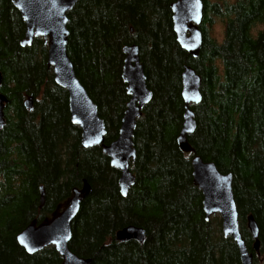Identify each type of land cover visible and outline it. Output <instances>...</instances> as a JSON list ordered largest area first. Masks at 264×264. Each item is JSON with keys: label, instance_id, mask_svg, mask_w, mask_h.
<instances>
[{"label": "trees", "instance_id": "obj_1", "mask_svg": "<svg viewBox=\"0 0 264 264\" xmlns=\"http://www.w3.org/2000/svg\"><path fill=\"white\" fill-rule=\"evenodd\" d=\"M175 0H78L66 13V53L74 74L103 120L105 144L117 133L128 97L120 80L121 48L135 44L152 97L132 134L134 184L118 193V172L100 147L82 149L70 124L66 92L45 65L40 38L20 47L24 25L10 0H0V264H60L51 246L28 255L16 235L62 203L72 188L90 194L71 223L68 248L90 264H240L233 241L213 216L204 222L190 159L199 156L231 175L241 239L252 264H264V0H201L202 40L195 58L175 42ZM219 27V34L215 28ZM200 78L190 105L195 128L182 153L180 75ZM31 96L32 108L23 101ZM43 189L40 206L39 187ZM258 228L255 255L245 219ZM140 227L145 239L118 243L114 233Z\"/></svg>", "mask_w": 264, "mask_h": 264}, {"label": "water", "instance_id": "obj_2", "mask_svg": "<svg viewBox=\"0 0 264 264\" xmlns=\"http://www.w3.org/2000/svg\"><path fill=\"white\" fill-rule=\"evenodd\" d=\"M78 0H10L24 25L20 47H28L35 38H41L46 45L45 65L51 69L56 86L67 95L69 122L80 130L79 143L82 149L100 147L108 158L109 167L117 171L119 195L126 197L134 184V176L129 172V163L135 159L132 146V134L135 122L140 117L141 109L149 103L151 91L146 86L145 75L139 62L138 47L126 45L121 48L123 56L120 79L128 100L120 118L116 138L104 144L106 134L104 122L98 117L96 105L87 95L77 80L73 66L66 53L68 31L66 13ZM171 12L172 32L177 45L195 58L201 46L199 25L202 18L201 0H175L169 6ZM180 97L183 103L182 123L176 135V145L182 153H193L186 141L195 128L193 112L189 105L200 102V78L189 66H184L180 75ZM6 99L0 94V128L3 126V107ZM23 106L32 108V97L23 101ZM192 184L201 194V211L204 222L212 216L220 220V232L224 238L229 237L236 246L239 263L252 264L241 239L237 210L234 204L231 175L220 173L211 162L203 161L193 155L190 159ZM91 188L82 181L81 186L72 188L67 198L56 206L51 214L40 222L31 221L17 235L16 243L23 251L32 255L51 246L61 259L60 264H90L88 258L75 255L68 249L71 239V223L75 218L81 202L90 194ZM43 189L39 187L40 206L43 204ZM246 229L253 241L252 250L258 256V228L249 215L245 219ZM145 233L140 227L126 226L114 233V240L119 243L133 241L144 242Z\"/></svg>", "mask_w": 264, "mask_h": 264}, {"label": "flooded vegetation", "instance_id": "obj_3", "mask_svg": "<svg viewBox=\"0 0 264 264\" xmlns=\"http://www.w3.org/2000/svg\"><path fill=\"white\" fill-rule=\"evenodd\" d=\"M128 45H135V44H128ZM124 46H126V45H124ZM136 46H137V45H136ZM122 47H123V46H122ZM138 57H139V53H138ZM122 59H123V56H122ZM139 62H140V60H139ZM140 64H141V63H140ZM121 65H122V63H121ZM141 66H142V65H141ZM120 70H121V68H120ZM143 73H144V72H143ZM120 80H121V79H120ZM146 86H147V85H146ZM124 92H125V91H124ZM125 95H126V94H125ZM127 97H128V96H127ZM127 100H128V99H127ZM126 102H127V101H126ZM125 104H126V103H125ZM145 106H146V105H145ZM145 106H144V107H145ZM124 109H125V108H124ZM142 109H143V108H142ZM142 109H141V110H142ZM123 111H124V110H123ZM122 113H123V112H122ZM140 115H141V114H140ZM98 117H99V116H98ZM99 118H100V117H99ZM100 119H101V118H100ZM119 122H120V121H119ZM135 123H136V122H135ZM104 126H105V125H104ZM118 127H119V125H118ZM105 130H106V129H105ZM117 130H118V128H117ZM79 131H80V130H79ZM79 135H80V133H79ZM116 135H117V133H116ZM115 138H116V137H115ZM115 138H114V139H115ZM114 139H113V140H114ZM113 140H112V141H113ZM104 141H105V138H104ZM109 143H110V142H109ZM104 144H105V143H104ZM129 164H130V163H129ZM128 170H129V167H128ZM129 172H130V171H129ZM77 188H78V187H77ZM55 208H56V207H55ZM55 208H54V209H55ZM52 212H53V211H52ZM50 214H51V213H50ZM50 214H49V215H50ZM129 226H132V225H129ZM113 238H114V237H113ZM129 242H130V241H129ZM132 242H133V241H132ZM137 244H138V243H137ZM68 249H69V248H68ZM72 253H73V252H72ZM75 255H76V254H75ZM258 257H259V256H258Z\"/></svg>", "mask_w": 264, "mask_h": 264}, {"label": "rangeland", "instance_id": "obj_4", "mask_svg": "<svg viewBox=\"0 0 264 264\" xmlns=\"http://www.w3.org/2000/svg\"><path fill=\"white\" fill-rule=\"evenodd\" d=\"M219 32H220V28H219V27H216V28H215V33H216V34H219Z\"/></svg>", "mask_w": 264, "mask_h": 264}]
</instances>
